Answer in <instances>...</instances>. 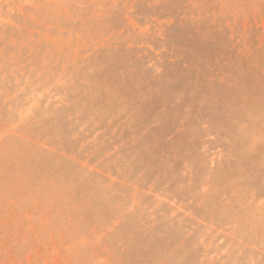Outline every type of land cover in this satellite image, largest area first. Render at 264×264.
Wrapping results in <instances>:
<instances>
[{
    "label": "rangeland",
    "instance_id": "1",
    "mask_svg": "<svg viewBox=\"0 0 264 264\" xmlns=\"http://www.w3.org/2000/svg\"><path fill=\"white\" fill-rule=\"evenodd\" d=\"M262 151L264 0H0V264H264Z\"/></svg>",
    "mask_w": 264,
    "mask_h": 264
},
{
    "label": "bare ground",
    "instance_id": "2",
    "mask_svg": "<svg viewBox=\"0 0 264 264\" xmlns=\"http://www.w3.org/2000/svg\"><path fill=\"white\" fill-rule=\"evenodd\" d=\"M158 55V54H157ZM101 73V72H100ZM159 119V118H158ZM236 121H237V119H236ZM181 122V121H180ZM164 123V122H163ZM164 128V127H163ZM18 134V133H17ZM263 152V151H262ZM253 153V152H252ZM264 153V152H263ZM262 154V153H261ZM258 216V215H257ZM63 222V221H62Z\"/></svg>",
    "mask_w": 264,
    "mask_h": 264
}]
</instances>
